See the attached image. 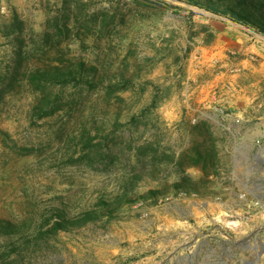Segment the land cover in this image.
<instances>
[{"label":"rangeland","instance_id":"rangeland-1","mask_svg":"<svg viewBox=\"0 0 264 264\" xmlns=\"http://www.w3.org/2000/svg\"><path fill=\"white\" fill-rule=\"evenodd\" d=\"M203 10L179 0H0V219L21 231L10 239L0 230V252L10 251L11 241L18 247L7 264L259 262L260 254H254L258 239L244 238L250 224L230 223L234 217L221 227L215 222L196 226L187 215L191 205L178 200L172 188L156 203L138 199L109 219L103 216L36 242L29 235L41 217L56 210L72 217L103 208L102 201L112 204L124 193L139 198L183 174L196 181L197 168L182 172L164 160L190 146L186 123L193 118L207 120L225 135L220 175L202 187L200 199L218 206L213 198L230 181L238 192L264 191V179L258 180L264 162L256 156V145L238 142L243 118L230 123L238 132L234 137L210 120L214 105L229 108L199 100L218 72H242L240 64L229 63L245 57L243 51L236 42L223 45L217 37L232 32L230 26L234 36L264 34ZM15 16L23 22L19 39L4 32ZM207 32L214 34L212 47L202 43ZM62 53L72 62L129 65L137 74L135 91L120 94V101L106 98L101 89L48 85L47 95L59 97L46 114L37 115L33 107L43 92H36L23 74ZM251 57V62L258 59ZM227 84L219 81L223 96ZM84 131L97 147L85 145ZM259 141L263 144L264 138ZM193 230L209 231L210 237L188 256L180 245ZM220 230L228 232L227 238Z\"/></svg>","mask_w":264,"mask_h":264},{"label":"trees","instance_id":"trees-1","mask_svg":"<svg viewBox=\"0 0 264 264\" xmlns=\"http://www.w3.org/2000/svg\"><path fill=\"white\" fill-rule=\"evenodd\" d=\"M184 1L193 7H198L212 14L229 17L232 22L238 25L250 27L256 32L264 34V0H179ZM209 29L208 25L205 26ZM67 31H70L66 27ZM60 31V29H59ZM6 35L13 34L16 39L23 32V22L18 17H12V21L4 26ZM202 39V43L208 45L212 43L214 34L207 32ZM63 53L54 58V62L50 60L48 63L36 65L26 69L25 81L30 84L37 92H43V95L37 97L34 104V112H38L39 116L46 114L52 104L59 97L57 93L53 99L45 92L46 87H81L88 91L101 89L105 92L106 98H116L122 101L120 94L135 91L136 72L129 65H121L113 67L97 66L96 64L86 63L83 60L72 62L63 58ZM20 62H18L19 64ZM17 74V73H16ZM144 87L141 88L144 91ZM186 133L188 135L190 146L182 153L176 155L171 153L166 155L164 160L168 164H173L180 171H186V168H197L201 175L196 181L188 179L187 175L178 177L171 185H160L155 189L147 191L146 194L139 198H130L128 193H124L114 199L112 204L102 201L103 208L85 210L84 212L68 217L65 213L56 210V214L49 217H41L39 224L33 228V232L29 234L36 242L44 236L52 237L63 230H72L73 228L82 227L86 224L94 222L105 216L107 219L113 217L115 212L125 204H132L138 199L152 200L156 203L159 198L170 194L172 188L174 194L184 190L187 193L201 194L202 187L213 183L211 180L220 175L223 165V149L225 146V135L218 133L207 120H198L194 123H186ZM82 140L88 147H97L99 144L94 143V139L90 133L84 131ZM143 154H147L144 151ZM211 178V179H210ZM221 190V186H220ZM102 207V206H101ZM0 230L10 239L14 238L21 231L16 223L8 220L0 219ZM15 241L10 242L11 250L8 252H0V264H7L9 257L15 253L18 248Z\"/></svg>","mask_w":264,"mask_h":264},{"label":"crops","instance_id":"crops-1","mask_svg":"<svg viewBox=\"0 0 264 264\" xmlns=\"http://www.w3.org/2000/svg\"><path fill=\"white\" fill-rule=\"evenodd\" d=\"M229 29L233 31H230V33L226 32L223 36L219 35L216 40L219 42L223 41V45L233 41L237 43V49L242 50L245 57L240 60H229V64L230 66L240 64L242 72H218L215 78L213 77V79L207 81L206 87L208 90L205 96H202L199 100L208 103V106L213 102H221L230 111L243 118L242 120H244L243 122H245L246 126L238 142L240 145L252 148L255 147V142L259 138H264V36L252 33L251 31H247V36H234V32L236 31L231 26ZM219 37H223V40H219ZM211 45L213 46V44H210L208 47ZM211 54L210 57H213L214 55ZM252 55L258 58L255 62L250 61ZM221 56L223 55L221 54ZM223 80H227L232 85V90L230 92L228 90L225 96L221 95L222 92L219 88V81ZM261 145L264 152V143ZM262 171H264V168ZM262 178L264 179V175L259 176L258 180L260 181ZM262 186L264 187V185ZM232 202L225 201L224 205L229 206ZM221 207L222 204H219L216 207L210 206L207 209L216 208V210H220ZM189 210H192L191 212L194 213L196 226H198L206 213V209L191 207ZM259 219V215H253L252 221L254 223L249 228V236L253 235L254 226L256 227ZM260 235L264 237V228L260 231ZM258 261L256 264H264V252L260 255Z\"/></svg>","mask_w":264,"mask_h":264},{"label":"built area","instance_id":"built-area-1","mask_svg":"<svg viewBox=\"0 0 264 264\" xmlns=\"http://www.w3.org/2000/svg\"><path fill=\"white\" fill-rule=\"evenodd\" d=\"M226 87L228 88V90H232L230 84H227ZM212 115L213 117L210 118L212 122L218 125V127L223 131L228 132V134L233 135L234 137L236 136L235 134L238 132L231 129L230 123H239L241 118L238 115L220 104H216L213 106ZM195 121L196 119L193 118L192 123H194ZM255 145L257 148V150L255 151L256 156L264 162V152L260 141L257 140L255 142ZM235 185L236 184H234L233 181L222 184V192L213 198V203L217 202L218 204H222L220 210H216V208H209L208 210L207 208L209 207V201H207V199H200V195L195 192L187 193V191L181 190L178 192L176 198L178 200L186 199L189 202L188 204H190L192 208L195 207L197 209H206V213L201 219V222H205L206 225H211L212 222H215L217 223V226H220L219 223H221L222 226H225V221H227V219L239 217L238 220L236 218L235 220H231L230 223L234 222L236 224L240 223L241 225L248 226L249 224L252 225V223L254 222L252 221L253 215H259L260 219L256 224V227L254 226L255 230L253 232V235L249 236L247 234L244 235V238L246 240L258 239L257 244H254V254L261 255L264 252V237H261L260 235V231L264 228V191H255L254 193H247V191L238 192L236 191ZM260 187L262 186L260 185L256 187L255 190H259ZM225 201L233 202L231 203V205L226 206L224 205ZM191 211L189 210V212H187V215L189 216L188 219H193V223H195L196 225V221L194 218L195 215ZM227 224L229 223L227 222ZM212 227L214 226H211V228H209V231L212 229ZM209 231L205 233L196 232L194 230L191 232H187V240H185L184 243L180 245V247L184 249L188 256L193 255L194 252L198 250V247L201 246V244L207 243L206 238L210 237V234L208 233ZM220 231L223 237L227 238L228 232H226V230Z\"/></svg>","mask_w":264,"mask_h":264},{"label":"water","instance_id":"water-1","mask_svg":"<svg viewBox=\"0 0 264 264\" xmlns=\"http://www.w3.org/2000/svg\"><path fill=\"white\" fill-rule=\"evenodd\" d=\"M203 11H205V12H207V13H210V14H212V12H209V11H206V10H203ZM213 16H215L214 14H212Z\"/></svg>","mask_w":264,"mask_h":264}]
</instances>
